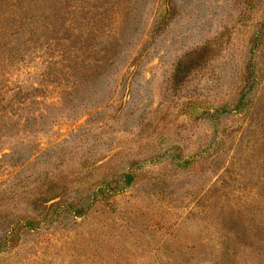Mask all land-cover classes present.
Here are the masks:
<instances>
[{
  "label": "rangeland",
  "instance_id": "1",
  "mask_svg": "<svg viewBox=\"0 0 264 264\" xmlns=\"http://www.w3.org/2000/svg\"><path fill=\"white\" fill-rule=\"evenodd\" d=\"M90 2L96 78L0 52V264H264V0Z\"/></svg>",
  "mask_w": 264,
  "mask_h": 264
},
{
  "label": "trees",
  "instance_id": "2",
  "mask_svg": "<svg viewBox=\"0 0 264 264\" xmlns=\"http://www.w3.org/2000/svg\"><path fill=\"white\" fill-rule=\"evenodd\" d=\"M92 9L90 0H5V5L0 0V52L7 46H11V64L23 62L25 65L38 57L44 58L43 63L50 65L51 68L63 66L64 70L71 73L63 77L60 73V80L61 77L65 80L74 78L80 74V71H84L89 79L92 76L96 78L98 70L112 60L110 55L120 52L118 50L120 44L116 40H112L114 42L109 40L108 45L101 47L103 43L95 34V31L99 30L93 24ZM101 30L103 31L101 34L106 33L103 29ZM34 51L39 56L35 55L28 61L24 59ZM98 52H101L103 56L96 57ZM1 58L2 55H0L1 64L7 61ZM17 59L19 61H16ZM181 70L180 66L178 73ZM55 72L53 70V74ZM90 72H93L92 76L87 75ZM239 106L242 110L243 105ZM124 177L122 190L131 186L134 178L131 174H126ZM47 203L48 201H43L45 204L43 209L46 211H51L55 207L58 210L61 208L59 204L47 206ZM70 206L74 208L75 216L82 217L86 214L85 207L77 209V206L73 204ZM91 206L89 205L88 208ZM45 216L47 217L48 214ZM46 222L50 223L51 220L48 219ZM40 224L35 219L15 221L0 237V252L9 249L18 239L20 227L26 232H31L37 230Z\"/></svg>",
  "mask_w": 264,
  "mask_h": 264
}]
</instances>
